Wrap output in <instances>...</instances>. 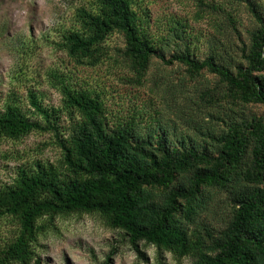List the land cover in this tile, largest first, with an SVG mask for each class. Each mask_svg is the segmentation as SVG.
<instances>
[{"label": "trees", "instance_id": "16d2710c", "mask_svg": "<svg viewBox=\"0 0 264 264\" xmlns=\"http://www.w3.org/2000/svg\"><path fill=\"white\" fill-rule=\"evenodd\" d=\"M240 1H248L257 23L249 48L240 40L236 18L227 14L243 47L234 38L221 43L220 52L212 46L204 61L192 52L195 40L185 34L187 24L172 20L163 35H152L150 17L139 13L135 0H94L93 8L77 12L78 24L66 32L62 47L75 63L96 67L108 55L109 38L121 33L132 86L145 85L157 58L166 66L185 67L192 79L204 71L215 75L234 104L264 107V16L250 0ZM203 6L196 22L210 21L208 11H217L215 5ZM173 38L182 46L167 58L162 46ZM51 82L62 95V107L48 108L37 94H28L39 121L13 100L0 112V141L53 133L62 150L57 164L22 167L0 189V264H42L40 237L54 230L58 219L76 215L98 217L123 233L146 263L145 249L153 248L157 264H164L167 255L176 264H264V115L251 121L228 115L222 120L226 130L218 134L210 124L207 132H199L202 143L174 142L160 118L154 123L147 115L154 128L140 135L145 111L113 120L101 93L75 86L58 72ZM212 92L204 90L200 99L216 102ZM63 116L72 122L69 135L61 130ZM192 120L202 126L198 118ZM221 194L231 213L220 229L204 226L201 215ZM6 223L15 230L5 241Z\"/></svg>", "mask_w": 264, "mask_h": 264}, {"label": "rangeland", "instance_id": "374dc122", "mask_svg": "<svg viewBox=\"0 0 264 264\" xmlns=\"http://www.w3.org/2000/svg\"><path fill=\"white\" fill-rule=\"evenodd\" d=\"M250 2L264 16V0ZM94 3V0H0V112L13 100L28 117L39 121L32 116L30 92L37 94L48 108L62 107V95L51 82L52 73L58 72L75 86L91 87L101 93L113 120L145 111V120L137 127L140 135H147L148 130L154 128L146 120L152 116L156 119L154 123L160 118L162 125L168 127L174 142L191 143L197 139L202 143L204 137L201 138L199 132H207L205 128L210 124L218 134L226 130L222 120L228 115L245 121L264 115L261 105L234 104L230 98L226 99L225 88L215 75L204 71L202 77L192 79L185 67L166 66L157 58H153L145 85L132 86L128 83L131 73L125 67L126 40L121 33L107 41L108 55L101 64L90 67L75 63L62 47L64 35L77 26V12L93 8ZM202 3L217 6V11H208L210 21L196 22L197 12L206 10ZM247 3L240 0H135V8L140 14L147 12L152 35H163L172 20L187 24L185 34L195 40L192 52L204 61L212 46H217L220 52L221 43H230L235 38L227 14L236 18L240 40L249 48L250 34L257 23ZM217 25L222 27L218 32ZM234 40L243 47L239 40ZM181 43L173 38L162 46V51L170 58ZM238 60L243 61L240 53ZM204 90H212L216 102H203L200 97ZM193 118H198L202 126L197 127ZM71 124L66 116L60 120L61 130L66 135L73 131ZM61 158L62 150L53 133L35 132L18 142L0 141V189L14 180L20 168L57 164ZM216 205L211 206L209 213L201 215L200 223L220 229L232 208L226 194L219 195ZM14 230L11 224L2 225L5 241ZM37 251L42 264H157L153 248L145 249L149 263L139 260L123 233L89 215L58 219L56 228L40 237ZM163 262L176 264L170 255L165 256ZM184 264L191 262L187 260Z\"/></svg>", "mask_w": 264, "mask_h": 264}]
</instances>
